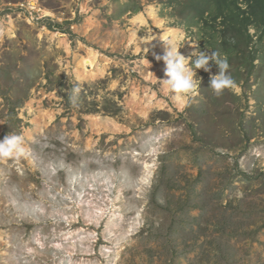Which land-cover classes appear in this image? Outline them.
Wrapping results in <instances>:
<instances>
[{
  "label": "rangeland",
  "instance_id": "obj_1",
  "mask_svg": "<svg viewBox=\"0 0 264 264\" xmlns=\"http://www.w3.org/2000/svg\"><path fill=\"white\" fill-rule=\"evenodd\" d=\"M128 1L0 0V139L28 152L0 160V264H264L263 29L230 65L239 91L199 69L181 102L163 40L210 44L167 0Z\"/></svg>",
  "mask_w": 264,
  "mask_h": 264
},
{
  "label": "trees",
  "instance_id": "obj_2",
  "mask_svg": "<svg viewBox=\"0 0 264 264\" xmlns=\"http://www.w3.org/2000/svg\"><path fill=\"white\" fill-rule=\"evenodd\" d=\"M244 1L246 8L240 5L239 0H167V5L172 6L182 24L185 22L187 27H200V32L204 33L200 37V41H205L203 46L210 44L212 50H218L227 56L229 65L240 66L238 60L241 58V65L247 61L253 63V55L250 54V58L245 56L253 41L250 26L255 25L264 31V0ZM142 9L143 6L138 0H129L123 4L122 13H138ZM17 121L14 118L11 120Z\"/></svg>",
  "mask_w": 264,
  "mask_h": 264
},
{
  "label": "clouds",
  "instance_id": "obj_3",
  "mask_svg": "<svg viewBox=\"0 0 264 264\" xmlns=\"http://www.w3.org/2000/svg\"><path fill=\"white\" fill-rule=\"evenodd\" d=\"M154 39L150 34L139 39L140 43L150 44ZM162 40V39H161ZM162 55H156V60H162L165 64L164 79H161L163 87L173 93V99L181 100L184 97H191L197 94L201 78L197 76V70L203 69L210 73L209 89L217 97L221 96L225 90L239 91L237 83L231 75L229 62L226 55L218 50L201 51L199 47L186 58L180 52V46L173 40L165 41ZM147 52L148 48H144ZM210 62L218 66V73L212 74ZM72 84L70 92L67 93L69 102L76 106L78 96L81 91V84L76 81H67ZM28 154L25 148L23 135L11 132L0 139V160L15 158L19 159Z\"/></svg>",
  "mask_w": 264,
  "mask_h": 264
},
{
  "label": "bare ground",
  "instance_id": "obj_4",
  "mask_svg": "<svg viewBox=\"0 0 264 264\" xmlns=\"http://www.w3.org/2000/svg\"><path fill=\"white\" fill-rule=\"evenodd\" d=\"M173 31V30H172ZM176 31V30H174ZM164 37V36H163ZM151 44V43H150ZM150 44H145V43H141V46H146L149 47ZM95 58V54L94 55H89L88 57H85L82 59V64L84 65V67L88 66V65H92L93 64V59ZM181 101V100H180ZM182 102V101H181Z\"/></svg>",
  "mask_w": 264,
  "mask_h": 264
},
{
  "label": "crops",
  "instance_id": "obj_5",
  "mask_svg": "<svg viewBox=\"0 0 264 264\" xmlns=\"http://www.w3.org/2000/svg\"><path fill=\"white\" fill-rule=\"evenodd\" d=\"M140 13V12H139Z\"/></svg>",
  "mask_w": 264,
  "mask_h": 264
}]
</instances>
